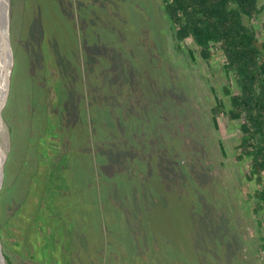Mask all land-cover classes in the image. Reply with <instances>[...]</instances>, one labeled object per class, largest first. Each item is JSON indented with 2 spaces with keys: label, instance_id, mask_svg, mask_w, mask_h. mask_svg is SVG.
I'll return each mask as SVG.
<instances>
[{
  "label": "rangeland",
  "instance_id": "1",
  "mask_svg": "<svg viewBox=\"0 0 264 264\" xmlns=\"http://www.w3.org/2000/svg\"><path fill=\"white\" fill-rule=\"evenodd\" d=\"M8 16L4 264L260 263L264 181L214 110L237 91L222 52L179 46L164 0H8ZM245 22L264 52V9Z\"/></svg>",
  "mask_w": 264,
  "mask_h": 264
},
{
  "label": "trees",
  "instance_id": "2",
  "mask_svg": "<svg viewBox=\"0 0 264 264\" xmlns=\"http://www.w3.org/2000/svg\"><path fill=\"white\" fill-rule=\"evenodd\" d=\"M263 9L259 0H164L179 46L188 41L202 60L222 52L224 70L234 78L237 91L228 90V104L220 99L214 110L238 126L236 158L248 161L247 178L258 184L264 181V52L245 19ZM189 52L193 57L191 47ZM257 195V204L264 208V187ZM260 239L264 246V236Z\"/></svg>",
  "mask_w": 264,
  "mask_h": 264
},
{
  "label": "water",
  "instance_id": "3",
  "mask_svg": "<svg viewBox=\"0 0 264 264\" xmlns=\"http://www.w3.org/2000/svg\"><path fill=\"white\" fill-rule=\"evenodd\" d=\"M5 5L7 3V0H4ZM8 24H9V16L8 14L5 16V19H1L0 20V38L2 40L3 43V47H2V57L5 60V63L7 62V60H9V57H11V61H12V66L10 68H7L5 71L6 73V77H7V83H6V88L4 91V95L2 97V99L0 100V122L2 121L3 124V120H2V112H3V108L5 106L8 94H9V90H10V76H11V72H12V68L14 65V56H13V51H12V47H11V43H10V38H9V34H8ZM7 64V63H6ZM1 133V132H0ZM3 158L1 160L0 163V171L2 174V169H3V165H4V161L6 158V154L3 152ZM0 253H1V249H0ZM2 255V253H1ZM3 257V256H2Z\"/></svg>",
  "mask_w": 264,
  "mask_h": 264
},
{
  "label": "bare ground",
  "instance_id": "4",
  "mask_svg": "<svg viewBox=\"0 0 264 264\" xmlns=\"http://www.w3.org/2000/svg\"><path fill=\"white\" fill-rule=\"evenodd\" d=\"M8 14V0H7V3L5 5V2L4 0H0V20L1 19H5V16ZM2 47H3V43H2V40L0 38V100H1V90H2V87L1 85L3 84L4 85V82L6 81L5 77H6V69L9 68V71H10V68L12 66V61H11V57H9V60H7V64L5 63V60L4 58L2 57ZM3 262V257L0 253V262ZM4 264V262H3Z\"/></svg>",
  "mask_w": 264,
  "mask_h": 264
},
{
  "label": "built area",
  "instance_id": "5",
  "mask_svg": "<svg viewBox=\"0 0 264 264\" xmlns=\"http://www.w3.org/2000/svg\"><path fill=\"white\" fill-rule=\"evenodd\" d=\"M259 261H260V263H258V264H264V246L260 247Z\"/></svg>",
  "mask_w": 264,
  "mask_h": 264
},
{
  "label": "crops",
  "instance_id": "6",
  "mask_svg": "<svg viewBox=\"0 0 264 264\" xmlns=\"http://www.w3.org/2000/svg\"><path fill=\"white\" fill-rule=\"evenodd\" d=\"M263 241V240H262Z\"/></svg>",
  "mask_w": 264,
  "mask_h": 264
}]
</instances>
